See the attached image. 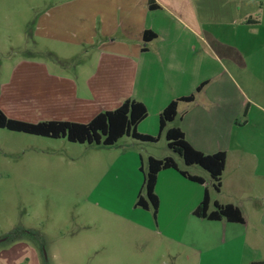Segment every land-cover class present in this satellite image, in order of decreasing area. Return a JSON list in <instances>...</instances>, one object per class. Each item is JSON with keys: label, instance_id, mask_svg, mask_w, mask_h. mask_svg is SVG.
Segmentation results:
<instances>
[{"label": "crops", "instance_id": "crops-1", "mask_svg": "<svg viewBox=\"0 0 264 264\" xmlns=\"http://www.w3.org/2000/svg\"><path fill=\"white\" fill-rule=\"evenodd\" d=\"M154 3L157 7L150 8L149 0L51 3L40 13L35 36L66 44L97 43L95 70L90 76L74 78L55 74L46 62L22 59L3 72L0 109L29 122L87 123L131 98L148 109L137 130L157 135L162 110L172 100L195 93L193 100L179 101L178 115L170 126L180 127L190 144L204 153H226L221 189L215 190L209 172H194L189 169L194 164L183 161L185 167L176 160L180 169L204 182L191 180L177 169L161 170L156 184L159 206L154 213L150 206L136 205L143 191V173L132 191L134 209L145 220H135L133 228L144 230L148 259L161 249L162 256L178 264L185 261L182 250L188 247L193 253L187 258L201 264V244L209 240L215 242L214 248L229 246L230 264H263L264 0ZM146 30L154 33L148 41H144ZM133 139L135 144L144 142ZM133 155L141 160L142 172L145 159L161 158L153 152L146 153V158L142 152ZM137 167L134 161L132 170ZM206 190L212 209L215 203L234 204L245 222L196 216ZM197 225L209 226L213 238H206Z\"/></svg>", "mask_w": 264, "mask_h": 264}, {"label": "rangeland", "instance_id": "rangeland-1", "mask_svg": "<svg viewBox=\"0 0 264 264\" xmlns=\"http://www.w3.org/2000/svg\"><path fill=\"white\" fill-rule=\"evenodd\" d=\"M60 1L66 0H0V82L3 72L22 59L46 62L57 75L94 72L97 43L66 44L34 34L40 13ZM134 141L124 136L103 146L0 128V264H173L161 249L148 259L144 230L133 228L135 220H145L133 205L132 186L143 175L133 154L171 155L186 164L168 146L165 132L157 144ZM189 169L208 174L198 164ZM17 228L34 230L42 240L27 233L2 240ZM196 228L213 238L209 226ZM213 244H201V264H230L229 246ZM182 252L185 261L178 264H194L187 258L192 250Z\"/></svg>", "mask_w": 264, "mask_h": 264}, {"label": "trees", "instance_id": "trees-1", "mask_svg": "<svg viewBox=\"0 0 264 264\" xmlns=\"http://www.w3.org/2000/svg\"><path fill=\"white\" fill-rule=\"evenodd\" d=\"M149 6L150 8L157 7L154 0H149ZM153 36V32L146 30L144 32V41H148L149 37L152 38ZM202 86L200 85L197 91ZM194 98L195 93L172 100L160 114L159 133L157 135L144 134L137 130L138 124L148 116V109L141 101L131 98L124 100L115 109L98 113L87 123L63 120L29 122L11 118L0 109V128L50 138H67L71 142L95 143L103 146L114 145L124 136L154 142L158 141L161 133L165 132L168 146L177 152L186 164H198L207 170L213 179L215 190L220 191L222 175L226 166V153L224 151L211 154L204 153L190 144L184 131L180 127L168 126L178 115L179 101H190ZM169 168L179 170L181 174L191 180L204 182L202 177L191 174L187 170L180 169L176 159L172 156H165L163 158L150 156L147 162V169L143 170V191H140L138 194L136 205L144 208L150 206L154 213H156L159 206V200L156 194L158 174L161 170ZM210 202V194L206 190L194 214L200 218L209 220L226 219L231 222H245L243 213L238 206L234 204L215 203V208L212 209ZM26 233L42 240L38 232L25 228L14 229L7 233L5 237L6 239H13ZM259 263L261 264L262 262Z\"/></svg>", "mask_w": 264, "mask_h": 264}, {"label": "flooded vegetation", "instance_id": "flooded-vegetation-1", "mask_svg": "<svg viewBox=\"0 0 264 264\" xmlns=\"http://www.w3.org/2000/svg\"><path fill=\"white\" fill-rule=\"evenodd\" d=\"M3 239H6V237H5V236H3V237H2V240H3Z\"/></svg>", "mask_w": 264, "mask_h": 264}]
</instances>
